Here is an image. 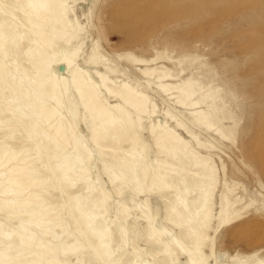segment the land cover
Returning a JSON list of instances; mask_svg holds the SVG:
<instances>
[{"label":"rangeland","instance_id":"1","mask_svg":"<svg viewBox=\"0 0 264 264\" xmlns=\"http://www.w3.org/2000/svg\"><path fill=\"white\" fill-rule=\"evenodd\" d=\"M25 1L0 0V7L14 13L10 23L0 17V148L6 144L20 158H30L24 166L36 172V180L3 185L7 193L0 198L12 199L11 191L18 189L17 201L23 202L36 193L46 209L38 218L15 219L17 224L1 215L0 220L8 232H20V220L28 221L25 227L56 252L28 249L14 239L12 253L25 248L38 255L35 260L51 257L57 264H264L262 147L254 146L264 136V0H68L71 31L56 24L46 30L49 41L41 37L40 18L30 20L29 9L19 10ZM42 52L50 55L48 62L33 66L29 59ZM65 53L73 64L61 70ZM75 67L94 83L105 105L126 109L129 125L95 133L104 111L94 117L84 106L73 85ZM100 75L113 91L126 83L148 101L126 106L107 91ZM30 99L37 100L33 108ZM42 102L48 109L55 102L62 108L43 111ZM70 121L87 148L68 141ZM142 156L141 167L149 171L131 178L129 168ZM65 162L80 165L77 186L64 175ZM206 166L216 190L211 223L205 219L199 225L205 241L201 259L186 252L195 246L189 229L209 207L188 204L201 196L204 180L194 174ZM155 174L167 182H153ZM168 182L180 186L169 188ZM103 197L106 209L97 212L91 202ZM177 197L188 203L186 210L169 216L172 206H183ZM152 223L154 235L147 232Z\"/></svg>","mask_w":264,"mask_h":264},{"label":"bare ground","instance_id":"2","mask_svg":"<svg viewBox=\"0 0 264 264\" xmlns=\"http://www.w3.org/2000/svg\"><path fill=\"white\" fill-rule=\"evenodd\" d=\"M67 1L68 0H41L38 3L36 0H29V1L26 0L25 3H23L22 5H20V3H19V7L18 8H19L20 11L21 10L24 11L25 9H29L30 12L28 13V19H30V20H32L34 18H40V23L38 24V27H39V31H40L41 37H42L43 40L49 41L50 37L49 36H46V30L47 29L48 30H53L54 29L53 26H55L56 24L57 25L59 24V25L63 26V30L62 31H66L64 33H69L71 31L70 24L69 23H66V21H67L66 19H67V15H68V11L66 9V3H67ZM1 16H2L3 21L5 23H10L11 19L14 16V13L11 12V10L9 9L8 6L2 5V7H0V17ZM4 41H7V40H4ZM35 41L39 42L38 39H35ZM1 42H2V38L0 37V44H1ZM2 47L4 48V46H2ZM49 52H52V51H49ZM3 53H5V52H3ZM48 55L49 54L42 52L41 54H39L38 57L30 58L29 59V62L33 66H36V65H41L42 66L43 64H45L46 62H48V61H46V58H47ZM8 58L9 57H7L6 59H8ZM64 58H65V60H64L62 66H64L65 68H68L71 64H73L72 57H70L69 53H65V57ZM38 69H39V67H38ZM18 70L20 71V69H18ZM2 71H3V69H0V78L3 80L4 77H3L2 73H1ZM100 76H101V79H102V83L105 86V88L107 89V91H109V93L111 95H113L114 97H117L119 100H121L123 102V104H125L126 106L131 107V108H136V107L138 108L141 102L143 104H145L148 101V96L147 95H145V94H138V93L133 92L132 89L129 87V85L126 84V83H124L121 86V88H119L118 90L113 91L112 88L108 87L109 86L108 84L109 83L111 84V81L107 80L102 75H100ZM56 78H57V81H58L56 84L60 83L61 82V77H56ZM72 80H73V85H74V87H75V89H76L79 97L83 101L84 106L91 112L92 115H94V117H95V114H96V117H97L98 114H101V112L104 111V114H103L104 119L99 123V125L95 129V133L96 134L103 133V131L104 132H107L109 130L108 127H112V126H114V127L115 126L122 127V126L129 125V118H128V114L126 113V109L124 107L120 106L119 104L108 105L109 108H110L109 109L108 106L105 105L103 103V101L100 99V97H99V95L97 93L98 91H97L96 86L94 85V83L91 80L87 79V77L85 76V74H84V72L82 71L81 68L75 67L74 72H73ZM44 81L42 83H40L39 86H37V88L39 90H41L40 88L43 87ZM35 90H37V89H35ZM123 91H124L125 95L122 94ZM14 92H16V91H14ZM36 93L39 94L38 92H36ZM54 97H56V96H54ZM36 102H37V100H31L30 99V101L28 102V105L33 108V106L35 105ZM61 102H62V100H61ZM73 104L74 103L71 100V106H74ZM250 104H253V103H250ZM39 107L41 109H43V111H44V109H46L49 112H51V110L56 111L58 109V107H59V109L62 108V107L59 106V102H55L54 103V106L51 107V108H49V109L45 106V104L43 102H42V105H40ZM253 114H255V111H254ZM62 118H64V117H62ZM45 122H47V120H45ZM61 123L58 124V125H56V128L59 129V131H60L59 132V136H61V134H60L61 133L60 128L62 127V129H63V127H64ZM72 124L73 123L71 122V125H69L67 127V129H68L67 130L68 131L67 136L69 137V138L67 137L68 138V141L73 142V144L75 145V147H77L79 144H82V146H84V148H87V145H85L84 142H81L79 139L76 138L77 137V135H76V132L77 131L74 128V125H72ZM51 127H54V126H51ZM166 131L169 134H171V133L172 134L173 133L175 134V132H172L170 129H166ZM259 131H260V129H259ZM50 132H52V131H50ZM258 133L260 134V132H258ZM260 135H262V134H260ZM62 136H65L66 137L65 133L62 134ZM65 137H64V140H65ZM133 141H135V143L138 142V140H137L136 137L133 138ZM175 141H176V139H175ZM62 142L64 144V141H62ZM66 144L68 145V143H66ZM256 144H257V147H256L257 149L256 150H258V149H260L262 147L260 152L261 153L264 152V136H259V138L257 140V143H255L254 146H256ZM67 147L68 146H66V148ZM258 147H260V148H258ZM68 148H70V147H68ZM143 149H142V151H143ZM73 150H75V149L72 148L71 151H73ZM260 152H259V156L258 157H259V159H260V161L262 163V166L261 167H263V171H264V156L261 155ZM78 154H77L76 157H78ZM128 154L129 153H127V155ZM142 154L140 153V155H142ZM20 155H21V153L15 152L10 146H8L6 144H4L0 148V180L2 181V179H3V181H4V182H1L0 181V196L4 195V193L5 194L7 193L5 191L6 189H4V188H3V190L1 189V187H3V185H6V184L20 185V184H22L23 179H25V181H26L27 184L32 185V184H34V182L36 180V177H35L36 176V172H34V170H27L28 169L27 166H24V165L28 164V162L30 161V158H28V157H25V158L22 157V158H20ZM135 157H137V155ZM145 157L142 156L141 159H139L138 161H136L133 164V167L131 169L129 168L128 176H130L131 178L132 177L135 178V177H138V176H141V175H145V176L147 175V173L149 171V168L148 167H145V166L144 167H141L142 164H143V162H144V160L146 159ZM76 160H78V159H76ZM67 164H69V166L65 169L64 175L68 178V180L69 179L73 180L72 187L73 186H77V182L81 179V171H80L81 169H80V165L79 164L78 165H74V164L66 163V162H65L64 165L67 166ZM197 165H200V164L197 163ZM139 167H141V168H139ZM171 168H172V166H171ZM136 169L138 171H135ZM83 172H84V170H83ZM211 172L212 171H210V169L206 166L204 168L203 172H201L199 174H194V176L199 177L202 180H204V181H202L201 185L199 186V189L202 192L199 200H197L195 203L188 204V203H186V201H184V203H183L177 197L179 199L180 203L182 202V205H183L182 208L176 209L175 206H172L170 208V211H169V214H168L169 216H172L173 213L174 214L181 215L182 210L185 209L184 204H186V205L188 204V207H192V209L196 207L197 210H204L205 207H207V206L209 207L208 213L205 214L204 216H202L199 219V223H197L195 226H193L191 229H189V236L195 237L194 238V245L195 246H194L193 250L186 249V252L188 254H193L194 253L195 255L200 256L201 259L203 257H205V253L203 251V248L205 246V241H204V239L200 238V231H199L200 230L199 229L200 227H199V225H201V222L204 223L203 220H205V219L207 220V224H210L211 223V219H212L211 218V212H212L211 211V206H212V202H213V199H214V193H215V190H216V188H215V185L216 184L214 182V178L212 177L214 175H212ZM84 173H87V172H84ZM114 174H116V173H114ZM123 177H125V175ZM161 178H162V176L160 174L159 175L158 174H155V176L153 178V182H156L158 184V181L159 180L162 181L164 179V178L163 179H161ZM164 181H165V179L163 180V183H164ZM165 182H167V180ZM184 182L185 181H183V183ZM207 182H208V184H207ZM130 184L132 185V183H130ZM175 185L180 186L179 183L172 182V183L169 184V182H168L169 188L170 187L173 188ZM87 189L89 190L90 188L87 187ZM101 191H102V189H101ZM179 192H181V189H180ZM11 193H12V195L14 197L12 199L5 198V197L4 198H2V197L0 198V215L3 216L4 218H6L11 223L17 224L18 222L16 223L15 219L23 218L25 216L30 217V218H36L38 215H41V214H44L45 213V209L46 208L43 209L44 206H43L42 202L39 201L38 194L33 193V194H31V195L28 196L30 198L26 199L23 202H18L17 201V196L19 194H21V192L17 189L16 191L15 190H12ZM102 194L106 198V200L107 199L109 200V198L107 197V195H105L104 192ZM104 197L101 198L100 201L99 200H97V201L95 200V201H92L91 202V207L94 208L97 212L98 211L100 212V211H102L105 208V206H104V201H105L104 200ZM78 200L80 201V203H83L84 205H86L84 199L78 197ZM123 209L125 210V208H123ZM197 210H195V212H194V214H196V215H198ZM80 211H82V210L80 209ZM91 213L93 214V212H91ZM105 213L107 214V211H105ZM42 217H44V216H42ZM92 217H93V215H92ZM90 219H92V218L90 217ZM103 220H104V218H103ZM114 220H115V218H114ZM227 220H228V218H227ZM93 221H95V220L93 219ZM42 222L43 221L41 220V223ZM27 223H28V221L20 220L19 227L21 228V231L20 232H15V231L8 232L7 231L8 229H6L7 228V225L0 220V264H57L51 257H48L47 259L44 257V262L42 260L37 261V260L34 259V257H36L37 254H35V255L32 256V254H31L32 251L27 252V250L25 248L32 249L33 247H37V248H47L48 249V254H53L54 252H56L55 250L48 248L47 246H49V245L46 244L45 242H43L41 239L39 240L36 237V235L32 233L33 231L31 232L29 229H27L25 227V225ZM229 223H231V222H229ZM98 225H99L98 223H95L94 225H92V228L98 229L99 228ZM90 226H91V224H90ZM107 227H108V225H107ZM20 228H19V230H20ZM44 229H42V230H44ZM232 230H234V229H232ZM46 231H48V229H46ZM50 232H51V230H50ZM107 232H108V230L101 231L102 237L105 238V236H107ZM147 232L149 234H151V235L152 234L154 235V226H153V223L151 225H149V227L147 229ZM231 232H229V233L231 234ZM160 233L166 235L167 237H171L172 238V241L178 247H180V248L182 247V245H183L182 242H180L177 238H175L173 235H171L170 232H168L166 230H162V231H160ZM49 235H51V234H49ZM6 239H9V240L6 241ZM14 239H18L19 245L20 246H23L25 248L20 249V250H16L15 253L13 254L12 251H11V249H12L11 247L13 245ZM101 240H103V238ZM212 249H213V247H212ZM30 255H31V257H29ZM194 256L191 258V259H193V262H194V258H195ZM115 262H117V261H115ZM250 264H263V261H259V262L256 261V262L250 263Z\"/></svg>","mask_w":264,"mask_h":264},{"label":"water","instance_id":"3","mask_svg":"<svg viewBox=\"0 0 264 264\" xmlns=\"http://www.w3.org/2000/svg\"><path fill=\"white\" fill-rule=\"evenodd\" d=\"M60 69H61V70L64 69V66L61 65V66H60Z\"/></svg>","mask_w":264,"mask_h":264}]
</instances>
